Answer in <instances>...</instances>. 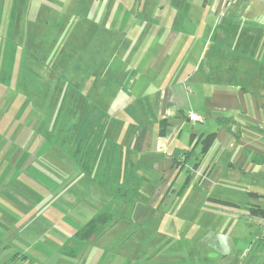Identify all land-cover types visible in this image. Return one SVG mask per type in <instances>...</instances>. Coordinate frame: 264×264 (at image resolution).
Instances as JSON below:
<instances>
[{
    "label": "crops",
    "instance_id": "1",
    "mask_svg": "<svg viewBox=\"0 0 264 264\" xmlns=\"http://www.w3.org/2000/svg\"><path fill=\"white\" fill-rule=\"evenodd\" d=\"M53 1L0 0V264H80L110 227V264H260L262 217L249 209H264V0ZM80 9L97 15L87 58ZM160 31L157 58H119L115 48L125 54L143 32L148 47ZM173 48L177 58H165ZM17 93H33L31 110L46 115H27ZM58 125L46 137L58 145L46 154L48 184L33 190L44 157L33 128ZM99 125L138 196L129 219L81 241L75 232L110 193L72 150Z\"/></svg>",
    "mask_w": 264,
    "mask_h": 264
},
{
    "label": "rangeland",
    "instance_id": "2",
    "mask_svg": "<svg viewBox=\"0 0 264 264\" xmlns=\"http://www.w3.org/2000/svg\"><path fill=\"white\" fill-rule=\"evenodd\" d=\"M62 2V0H54L53 3L56 7H58V5H60ZM101 5L103 7L104 5V0H101ZM98 6V5H97ZM138 5H136L137 8ZM113 8V5L111 7V9ZM81 13L83 14L84 11L88 12V9L86 10H81ZM55 12V11H54ZM136 13V11H135ZM82 14H80L79 18V26L78 28L75 27L76 29V33L78 34V40H80V50H82V55H84L86 58L87 57H91L92 55H94V41H95V34H97L99 32V30H95V19L97 17V15L95 16L94 20L93 17L94 16H89V14H83V18L84 21L81 22L82 19ZM72 17V16H70ZM134 19H136L134 22H136V25H140L142 24V19L140 18V15H135ZM133 19V20H134ZM151 20L147 21L146 23L148 25H150ZM174 24V21L172 19H167L163 22H161V26L159 27L160 30H162L165 34L169 33L168 29L171 28V26ZM158 29V28H157ZM155 29V30H157ZM165 29V30H163ZM162 31L159 32V36H155L153 37V44H149L148 47H143V43L147 42L146 39L149 37L147 32L146 33H142V35L144 36L143 39L140 38L139 41H137L136 45H134L133 47H130L126 50L125 54H121L122 53V49L121 48H115V50L118 51L119 58L121 56H126V58H157V53H159L160 48H158L159 46V42H161L162 40ZM31 34H33V32H30ZM73 32H65L64 35H66L67 41H70L72 38H74ZM103 35H105V32H103ZM62 36V35H61ZM29 37H27L28 39ZM77 37L75 34V41H76ZM61 40H59L60 42ZM63 41V40H62ZM143 42V43H142ZM61 43V42H60ZM27 50H28V46H27ZM115 52V51H114ZM27 53V52H26ZM183 54V53H182ZM175 56V51L174 48L173 50H171L168 54L167 57L165 58H174ZM175 58H177L175 56ZM27 76V75H26ZM26 86L30 87L31 89L37 85V78H32L29 76V78H26ZM11 97L15 98H19L20 99V106L24 105L23 109L25 108V111L28 112L27 115L29 114V109L31 110L33 108V103H34V97H33V93H28L26 94L24 97L21 94H16V95H12ZM22 98L23 101L21 100ZM18 101L16 103H14V105L17 106V104L19 103ZM29 107V108H27ZM18 109V108H17ZM21 109V108H20ZM23 111V110H22ZM13 113V112H11ZM16 113L19 114V110L15 111L14 114L11 116L12 118H15L16 116H14ZM34 113L39 114L37 115L38 118L42 115H46L45 111H32L31 110V115H34ZM19 118V116H17ZM44 121V120H43ZM13 126L11 127V134L13 133V131H15L13 134H17L18 132L20 133H24L22 132V128L21 127H16ZM24 131L26 130V128L23 129ZM61 130V126L58 125L57 127H55L53 130L49 129L47 130V128H42L41 126L35 127L33 128V136L35 138H37L36 140L34 139V143H33V147L36 146V148H40L41 149V153L44 154V157H41L37 160V163L33 165V190H36V187L38 186H42L45 187L48 183H47V177L49 176L48 173V166L46 168V164L48 162V159L46 158V154H52V152L56 151V148L54 146H58L55 145L53 143H51L46 137L49 136L51 133H55L54 135L56 136H60V131ZM62 143L60 142L59 145H61ZM28 146V145H27ZM59 148H61L59 146ZM74 148V147H73ZM61 150V149H60ZM113 149L112 148H105L102 147V152L100 155V159L102 162V166H104V163L106 161L107 156L112 159L113 158ZM32 173V172H31ZM105 183H109L108 181L110 180L109 177L103 179ZM264 219V218H262ZM114 230H118L116 229V227H110L105 233H107L106 235H102L99 236L97 239H95L94 243H92V245H90L88 247L87 250H83V255H82V260H80V264H110V253H109V246L105 247L102 246V244L104 243V241H106V239L108 240L109 238V233L108 232H114ZM103 247L106 248L105 250H103ZM39 264V263H38Z\"/></svg>",
    "mask_w": 264,
    "mask_h": 264
},
{
    "label": "trees",
    "instance_id": "3",
    "mask_svg": "<svg viewBox=\"0 0 264 264\" xmlns=\"http://www.w3.org/2000/svg\"><path fill=\"white\" fill-rule=\"evenodd\" d=\"M103 136L104 127L102 125L96 126L88 135L80 138L72 150L73 157L80 169L90 175L98 184L106 187L110 193L109 200L101 210L75 232V237L81 241H86L91 236L102 233L117 220L129 219L134 207V199L138 196L137 190L119 180L118 149H113V158L110 159L107 156L104 166H102L100 155L103 147ZM109 160L112 164L110 173L107 164ZM100 162L101 168L97 169ZM108 177L109 183H105L103 179ZM249 212L264 218V209L251 207ZM260 243L264 248V237L260 239ZM260 264H264V255Z\"/></svg>",
    "mask_w": 264,
    "mask_h": 264
},
{
    "label": "built area",
    "instance_id": "4",
    "mask_svg": "<svg viewBox=\"0 0 264 264\" xmlns=\"http://www.w3.org/2000/svg\"><path fill=\"white\" fill-rule=\"evenodd\" d=\"M188 119L192 122H197V121H201L202 117L198 114L189 113ZM258 224L260 227V237L259 238L262 239L264 237V219H260Z\"/></svg>",
    "mask_w": 264,
    "mask_h": 264
}]
</instances>
